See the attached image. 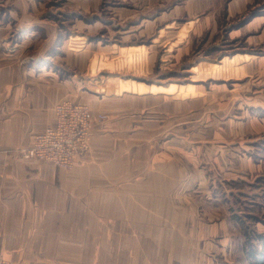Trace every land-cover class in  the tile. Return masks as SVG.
<instances>
[{"label": "crops", "instance_id": "obj_1", "mask_svg": "<svg viewBox=\"0 0 264 264\" xmlns=\"http://www.w3.org/2000/svg\"><path fill=\"white\" fill-rule=\"evenodd\" d=\"M223 1L174 0L167 8V0H112L111 13L135 17L113 29L122 37L148 38L105 42L92 33L101 25L108 30L112 23L97 15L103 0H0V254L4 258L13 264H152L154 254H163L174 241V249L184 251L188 228L183 194L191 187L194 164L182 157L184 137L178 130L187 108L182 97L151 92L141 81L134 88L135 79L130 77L124 82L128 87L111 92L87 87L79 91V85L72 88V80L78 71L89 73L95 49L105 45L110 48L107 54H127L132 60L158 58L156 68L165 70L179 57L199 18L177 26L176 19L161 17L175 8L192 14ZM252 1L225 0V10L229 17L237 16ZM153 3L160 6L155 12L136 15ZM56 14L66 17L74 29L63 25L61 33ZM260 18L264 15L226 32L225 44L238 37L237 52L208 57L220 69L215 75L264 70L256 66L264 62V42H258L260 30H252ZM183 36L185 40L178 39ZM56 58L73 69L57 67ZM72 98L89 103L93 119L98 113L111 116L109 126L95 121L87 160L67 171L50 161L22 157L17 149L32 145L55 123V105Z\"/></svg>", "mask_w": 264, "mask_h": 264}, {"label": "rangeland", "instance_id": "obj_2", "mask_svg": "<svg viewBox=\"0 0 264 264\" xmlns=\"http://www.w3.org/2000/svg\"><path fill=\"white\" fill-rule=\"evenodd\" d=\"M173 2L167 0L165 6L168 8ZM111 4L112 0H103L96 11L105 20H111L108 30L101 25L93 34L101 35L105 42L148 38L133 34L122 37L121 33L115 31L113 25H128L135 17L120 14L122 18H119L110 12ZM158 7L156 3L147 5L140 8L136 15L155 12ZM176 11L175 8L161 19H176L179 21L175 23L177 26L187 24L186 21L194 16H198L199 21L195 27L197 32L195 30L189 34V40L177 54L179 57L168 68L163 71L156 68L160 61L158 58L132 60L127 54L110 53V50V54H107L105 50L110 48L105 45V48L95 49V57L90 58L92 64H89V73L78 71L72 80V88L77 89L79 85V91L87 87L98 92H111L128 87L124 82L130 77L136 80L131 81L135 84L134 88L141 81L149 87L147 89H152L151 92L163 90L168 98L175 95L182 97L187 105L180 125L182 128L178 130L184 137L181 141L182 157L185 163L192 160L194 164L191 187L185 188L183 194L185 225L188 229L183 240L184 251L175 250L174 241L163 254H154L156 259L153 260L156 261L152 264H250L249 248L261 247L264 239V70L238 76L215 75L220 69L209 63L208 57L237 52L238 37L225 44L226 32L257 14L264 15V0H253L245 11L230 17L225 10V0L221 5L213 4L211 8L204 7L192 14ZM65 18L56 14L59 31H64L63 25L72 31L74 28ZM263 19L252 28L260 30L257 33L258 42H264ZM211 25L216 26L214 31ZM175 32L173 30V34ZM169 35L172 36L171 33ZM178 39L183 41L185 37ZM55 60L56 66L63 67L62 70L67 71L64 67L73 69L60 58ZM192 64H196L195 67L188 70ZM256 66L264 67V62H258ZM90 79L96 82L91 84ZM172 83L182 86L176 87ZM60 105L66 109L71 107V112L61 113L58 110ZM95 121L109 126L111 116L98 113L93 119L89 103L79 102L76 98L59 101L55 105V123L48 125L38 135L53 129V148L60 152L69 145L71 167H65L60 161L54 163L38 159L53 162L67 171L77 163L85 162L91 151ZM66 131L68 135H65ZM171 131L169 129V133ZM35 141L36 138L33 144ZM143 142L144 139H137V143ZM79 144H82V150L77 147ZM134 239L136 244L140 242L135 233ZM171 240H175L174 237Z\"/></svg>", "mask_w": 264, "mask_h": 264}, {"label": "built area", "instance_id": "obj_3", "mask_svg": "<svg viewBox=\"0 0 264 264\" xmlns=\"http://www.w3.org/2000/svg\"><path fill=\"white\" fill-rule=\"evenodd\" d=\"M72 109L70 108H65L63 106H58V110L61 113H70ZM53 129H48L46 133L42 135H38L36 137L35 143L30 146V147H21L18 150V153L25 158H31V157H37L40 159H46L55 162L60 161V163L64 164L65 167H71V164L69 163L68 160V153H69V145H67L65 148L62 149V151L58 152L53 148ZM68 135V131L65 132V135ZM58 135V134H57ZM82 150V144H79L77 146ZM69 163V164H68ZM0 264H13V262L9 259L4 258L0 254Z\"/></svg>", "mask_w": 264, "mask_h": 264}, {"label": "trees", "instance_id": "obj_4", "mask_svg": "<svg viewBox=\"0 0 264 264\" xmlns=\"http://www.w3.org/2000/svg\"><path fill=\"white\" fill-rule=\"evenodd\" d=\"M250 264H264V239L262 246L256 248L251 246L247 252Z\"/></svg>", "mask_w": 264, "mask_h": 264}]
</instances>
